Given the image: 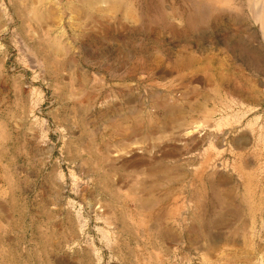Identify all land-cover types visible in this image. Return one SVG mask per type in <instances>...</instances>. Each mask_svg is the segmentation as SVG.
<instances>
[{
    "label": "rangeland",
    "instance_id": "obj_1",
    "mask_svg": "<svg viewBox=\"0 0 264 264\" xmlns=\"http://www.w3.org/2000/svg\"><path fill=\"white\" fill-rule=\"evenodd\" d=\"M252 4L0 0V264L63 262L33 240L56 217L79 234L64 264H264V171L245 193L211 184L264 166Z\"/></svg>",
    "mask_w": 264,
    "mask_h": 264
},
{
    "label": "crops",
    "instance_id": "obj_2",
    "mask_svg": "<svg viewBox=\"0 0 264 264\" xmlns=\"http://www.w3.org/2000/svg\"><path fill=\"white\" fill-rule=\"evenodd\" d=\"M237 141V148L239 149V152H243L242 148L245 147L244 140L250 139L251 134L249 131L244 130L241 133L238 134L236 137ZM201 167V166H200ZM257 171H264V166H221L219 170L217 171L215 175V180L211 181V184L215 185L217 187L216 196L219 195L223 196L224 194H228L231 192H244V189L248 186V178H246V175L249 174H257ZM264 192V191H263ZM245 193V192H244ZM145 199H150L148 197H145ZM143 200V201H144ZM152 200V199H151ZM142 203H145L143 202ZM153 206L156 203V201L152 200ZM159 206V205H158ZM153 208V207H151ZM156 209V207H155ZM261 217L264 219V211ZM129 218H124L121 222V224L128 228V225L130 227H133L131 224V221H128ZM116 219L112 218L110 216V213L108 215H105L102 217L100 221H102L100 228V233L102 235V239L106 236V231L111 230L112 227L116 226ZM53 218H49L47 221L46 227H42V223H38L36 220L33 221V225L37 226L36 232L33 234V240L39 242L41 246L40 253L42 254L43 259H59L62 258L63 262L66 260L67 257L64 255V248L68 245L69 242H74L79 240V234L75 230H72L70 233L67 232L68 229H64L63 227V220H59L58 217H56V221H53ZM75 222H73L72 227L74 228ZM18 241V240H17ZM114 254L116 257L120 258V250L113 249ZM63 253V254H62ZM37 255V254H36ZM71 264H82L80 258L78 256H75L72 254L71 256ZM63 262L58 264H64ZM83 264H94V260L88 263Z\"/></svg>",
    "mask_w": 264,
    "mask_h": 264
},
{
    "label": "bare ground",
    "instance_id": "obj_3",
    "mask_svg": "<svg viewBox=\"0 0 264 264\" xmlns=\"http://www.w3.org/2000/svg\"><path fill=\"white\" fill-rule=\"evenodd\" d=\"M85 1V0H84ZM121 1V0H120ZM250 1V0H249ZM121 3H123V2H121ZM120 3V4H121ZM252 3V2H251ZM250 3V4H251ZM113 4V3H112ZM114 4H115V1H114ZM94 5H95V3H94ZM128 5V4H127ZM252 5H254L253 6V8H254V12H255V14L258 16V19H259V22L261 23V17L263 16V6H264V0H253V4ZM116 6V5H115ZM115 6H113L114 8H115ZM77 7V6H76ZM250 7L252 8V6L250 5ZM82 8V7H81ZM97 8V7H96ZM120 8V7H119ZM250 8V9H251ZM34 9V8H33ZM100 9V8H99ZM110 9V8H109ZM116 9H117V7H116ZM74 10H75V7H74ZM76 10H77V8H76ZM76 10L74 11V12H76ZM80 10V9H79ZM85 10V9H84ZM83 10V11H84ZM104 10L105 9H103L102 11V13H104ZM253 10V9H252ZM97 11V10H96ZM100 11H101V9H100ZM73 12V13H74ZM77 12H78V10H77ZM107 12V11H106ZM109 12H114V10L113 11H111V9H110V11ZM38 13V12H37ZM42 13V12H41ZM41 13H39V15L41 14ZM79 13V12H78ZM101 13V12H100ZM81 14H82V12H81ZM80 14V15H81ZM84 14V13H83ZM86 14H87V12H86ZM85 14V16H87L88 17V15H86ZM107 15H108V13H107ZM38 16V15H37ZM46 16H47V14H46ZM81 16H83V15H81ZM43 17H45V16H43ZM37 18V17H36ZM96 18V17H95ZM39 19H41V18H39ZM88 19V18H87ZM255 19H257V18H255ZM258 21V20H257ZM169 107V106H168ZM168 107H166V108H168ZM178 107V106H177ZM175 108V107H174ZM175 117V116H174ZM170 120V119H169ZM180 120V119H179ZM155 122V121H154ZM191 123V122H190ZM140 126V125H139ZM153 126V125H152ZM192 126V125H191ZM190 127V126H189ZM197 126H195L194 128H196ZM129 128V127H128ZM152 129V128H151ZM154 130H156V129H154ZM193 131V130H192ZM165 132V131H164ZM134 135V134H133ZM154 158V157H153ZM152 159V158H151ZM141 165V164H140ZM135 166H137V165H135ZM199 176V175H198ZM142 182V181H141ZM141 185V184H140ZM216 196V195H215ZM219 198H220V196H218ZM216 200L217 201H219V199L218 198H216ZM148 202H146V204H147ZM147 206H148V204H147ZM205 206V205H204ZM205 213H206V211H205ZM204 213V214H205Z\"/></svg>",
    "mask_w": 264,
    "mask_h": 264
}]
</instances>
